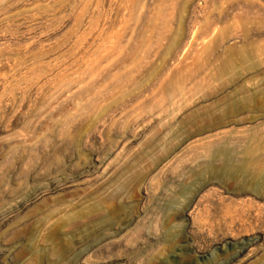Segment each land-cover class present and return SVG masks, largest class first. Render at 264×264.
I'll use <instances>...</instances> for the list:
<instances>
[{
	"label": "rangeland",
	"instance_id": "obj_1",
	"mask_svg": "<svg viewBox=\"0 0 264 264\" xmlns=\"http://www.w3.org/2000/svg\"><path fill=\"white\" fill-rule=\"evenodd\" d=\"M259 146L264 0H0V264H264Z\"/></svg>",
	"mask_w": 264,
	"mask_h": 264
},
{
	"label": "bare ground",
	"instance_id": "obj_2",
	"mask_svg": "<svg viewBox=\"0 0 264 264\" xmlns=\"http://www.w3.org/2000/svg\"><path fill=\"white\" fill-rule=\"evenodd\" d=\"M217 13V12H216ZM220 14V13H219ZM217 14V15H219ZM215 15V14H214ZM217 15H215L217 17ZM215 17V18H216ZM218 27V26H217ZM247 38V37H246ZM246 40V39H245ZM176 42H172L171 44V48H173V46H175ZM248 45V44H247ZM252 50V48H251ZM262 50V49H261ZM263 51V50H262ZM248 51H246L245 53H247ZM256 53V52H255ZM250 54V52H249ZM238 55V54H237ZM244 55V54H243ZM247 57V54L246 56ZM249 57V55H248ZM251 57V55H250ZM249 57V58H250ZM242 59V58H241ZM244 60V59H243ZM118 86V85H117ZM135 94V93H134ZM138 94V93H137ZM253 100H255V97H252ZM98 122H101V118L98 117L97 121L95 122V124L90 128L87 137H92L93 133H95V129L97 127H99ZM132 125V124H131ZM133 127V126H132ZM249 131V130H248ZM76 135V137L74 138V141H77V143L82 142L83 140V136L78 134H74ZM84 135V134H83ZM263 137H261L262 139ZM260 143L263 142V140H259ZM259 143V142H258ZM260 145V144H258ZM242 152H244L243 156L240 155V153L237 152L236 148H226L224 150H220V148L215 149L214 150V154L212 155V161L210 162H206L205 164H207L206 167H213L215 170L219 167L221 169H234L235 172H233L234 174H236V171H239V174L236 175H241V177L243 178V180L245 182H247L246 184L249 185L252 184V188L255 189V191L258 192H262L263 190V194H264V148L262 147H257L256 149H244ZM222 155L223 158H219V156ZM239 156H241V158H239ZM214 158V160H213ZM95 160V159H94ZM98 160V159H97ZM221 160V161H220ZM220 161L219 165H216V162ZM238 162V163H236ZM102 168V167H101ZM229 169V170H230ZM207 173V171H205ZM232 173V174H233ZM208 174H211V172H209ZM204 175V174H203ZM235 175V176H236ZM237 176V177H238ZM205 177V176H204ZM234 177V176H232ZM236 178V177H235ZM243 181V182H244ZM210 182V181H209ZM254 186V187H253ZM204 188V187H203ZM246 189V188H244ZM243 189V190H244ZM253 190V189H252ZM198 193V192H197ZM216 195V194H214ZM197 196V195H196ZM186 213V212H185ZM188 216V214H187ZM190 219V218H189ZM190 221V220H189ZM56 229V228H55ZM54 229V230H55ZM59 230V229H58ZM50 232V231H49ZM55 231L54 232H50L45 234L44 236H46V238L48 239V237L50 235L54 236ZM58 234V233H57ZM60 235V234H58ZM56 237V236H55ZM58 237V236H57ZM258 237V236H257ZM43 240H46L43 238ZM46 242V241H45ZM47 243V242H46ZM51 247V246H50ZM55 250V249H54ZM53 250V251H54ZM41 254V253H40Z\"/></svg>",
	"mask_w": 264,
	"mask_h": 264
}]
</instances>
